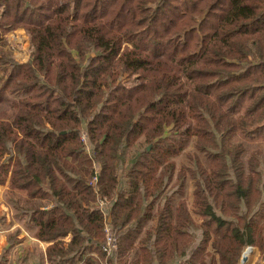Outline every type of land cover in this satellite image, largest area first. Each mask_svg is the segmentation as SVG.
Returning <instances> with one entry per match:
<instances>
[{
	"label": "trees",
	"instance_id": "trees-1",
	"mask_svg": "<svg viewBox=\"0 0 264 264\" xmlns=\"http://www.w3.org/2000/svg\"><path fill=\"white\" fill-rule=\"evenodd\" d=\"M17 28L32 52L0 55V264L264 254V0H0V44ZM186 179L191 240L171 256Z\"/></svg>",
	"mask_w": 264,
	"mask_h": 264
},
{
	"label": "rangeland",
	"instance_id": "rangeland-1",
	"mask_svg": "<svg viewBox=\"0 0 264 264\" xmlns=\"http://www.w3.org/2000/svg\"><path fill=\"white\" fill-rule=\"evenodd\" d=\"M31 52H32V45L30 41V35L24 28H17V29L10 30L4 35V41L2 42V44H0V55L2 53H6L7 55H9L10 57H12L14 60L18 62H23V63L28 62L31 56ZM1 73H2V70H1ZM83 134H86L85 139L82 138ZM81 140L85 142L86 145L89 143L87 133L83 130L81 132ZM195 152H197L196 148L194 144H191L187 149H185L183 154L180 156L181 162L182 163L188 162V159H187L188 155L195 154ZM200 156L202 157L201 159L203 160V162L204 161L206 162V159L203 157V155L200 154ZM192 186L193 185H192L191 180L186 179L185 185L180 187V190H179V192L181 193V196L177 194V196L179 197L176 200L177 202L176 216H179L180 218H183L186 213L189 214L190 213L189 211H191L190 210L191 209L190 196H192V191H193ZM5 188H6L5 186H2L0 188V215L8 214V211H9L8 205L6 204L5 198L3 196V193H5L6 191ZM4 237H5V232L0 230L1 253L4 252L3 250V246H4L3 243L5 242ZM31 240L32 239L27 238V240H24V244H26V246L30 245ZM42 245H44V243H42ZM248 248H252L250 255H248L249 251H246ZM14 250L15 249H13V251ZM244 252L247 255V260L246 262L242 263L241 262L242 255H241L239 264H264V254L261 253V251L257 247L248 245L244 248L242 254ZM12 256L13 258L17 257V253L15 251L12 252Z\"/></svg>",
	"mask_w": 264,
	"mask_h": 264
},
{
	"label": "crops",
	"instance_id": "crops-1",
	"mask_svg": "<svg viewBox=\"0 0 264 264\" xmlns=\"http://www.w3.org/2000/svg\"><path fill=\"white\" fill-rule=\"evenodd\" d=\"M189 217L190 218L192 217L191 212L189 214L186 213L183 218H180L179 216L175 217V226H174V231H173V237H172V240L170 243V248H169V254L171 256L174 255V253H176V252H178L180 254L184 253L187 244L191 240L190 235L182 230L186 226ZM4 232H5V237H4L5 242L3 243L4 244L3 250H4V248L9 246V243L7 241V238H6L7 237L6 231H4ZM25 234H27V232H25ZM22 235H24V233ZM23 245H25V246H23ZM25 247H26V244H24V241L17 244L14 247V249H15L14 251L17 253V257L13 258L12 253H11L10 259L13 261L16 260L18 258V256L20 255L22 249H24ZM0 254H1V250H0ZM208 256H211V263L210 264H218V258L216 255L213 254V251L211 250V247H210V242L204 243L202 246L201 252H199V254L197 255V259L199 261V264H209L207 261V259H209Z\"/></svg>",
	"mask_w": 264,
	"mask_h": 264
},
{
	"label": "built area",
	"instance_id": "built-area-1",
	"mask_svg": "<svg viewBox=\"0 0 264 264\" xmlns=\"http://www.w3.org/2000/svg\"><path fill=\"white\" fill-rule=\"evenodd\" d=\"M85 135V136H83ZM82 138H86V134H83ZM98 177H94L92 184L95 185L97 182ZM109 201L107 198H99L98 207L102 210L105 216V241L103 244V250L108 253L112 254L117 249V236L115 235L112 226H111V219L109 216ZM249 249V248H248ZM247 249V250H248Z\"/></svg>",
	"mask_w": 264,
	"mask_h": 264
},
{
	"label": "water",
	"instance_id": "water-1",
	"mask_svg": "<svg viewBox=\"0 0 264 264\" xmlns=\"http://www.w3.org/2000/svg\"><path fill=\"white\" fill-rule=\"evenodd\" d=\"M151 147V146H150ZM149 147V148H150ZM246 260H247V255L245 254V252L242 254V258H241V262L242 263H244V262H246Z\"/></svg>",
	"mask_w": 264,
	"mask_h": 264
},
{
	"label": "bare ground",
	"instance_id": "bare-ground-1",
	"mask_svg": "<svg viewBox=\"0 0 264 264\" xmlns=\"http://www.w3.org/2000/svg\"><path fill=\"white\" fill-rule=\"evenodd\" d=\"M251 249H252V248H249L248 250H246V251H249V254H248V255H250Z\"/></svg>",
	"mask_w": 264,
	"mask_h": 264
}]
</instances>
